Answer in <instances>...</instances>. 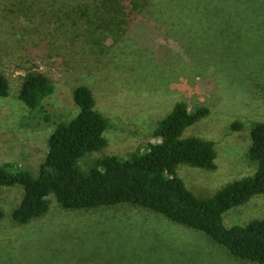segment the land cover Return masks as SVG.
Masks as SVG:
<instances>
[{
	"label": "rangeland",
	"instance_id": "rangeland-1",
	"mask_svg": "<svg viewBox=\"0 0 264 264\" xmlns=\"http://www.w3.org/2000/svg\"><path fill=\"white\" fill-rule=\"evenodd\" d=\"M140 2L144 16L133 11L122 29H100L90 20L100 0H0V73L10 93L0 98L1 165L38 176L47 157L54 127L38 125L19 100L26 75L36 70L56 88L47 104L58 120L78 114L74 91L83 86L112 123L107 147L80 161L83 172L104 157L129 160L149 143L159 144L158 122L184 102L190 110L210 109L188 135L214 142L218 154L214 171L181 165L178 176L186 186L211 198L255 175L247 154L252 128L264 123V0H254L256 10L239 8L245 12L236 39L217 35L215 17L209 21L213 0ZM196 6L201 15L190 22ZM254 11L259 17L247 18ZM235 122L242 124L240 131L232 129ZM23 196L20 185L0 186L6 214L0 264H251L233 259L199 232L132 205L68 211L52 196L47 215L18 225L12 211ZM224 218L228 227L264 219V195Z\"/></svg>",
	"mask_w": 264,
	"mask_h": 264
},
{
	"label": "trees",
	"instance_id": "trees-1",
	"mask_svg": "<svg viewBox=\"0 0 264 264\" xmlns=\"http://www.w3.org/2000/svg\"><path fill=\"white\" fill-rule=\"evenodd\" d=\"M234 1L241 4L235 8ZM243 1L213 0L209 21L215 17L217 35L228 34L233 39L240 36L236 35L243 29V26L237 27L243 22L239 15L245 11L239 8L256 10L252 6L254 0ZM141 9L140 0H100L95 19L90 20L100 29H122L132 19L133 11L140 14ZM200 15L201 7L196 6L189 21L198 20ZM256 17L259 16L255 11L247 13V18ZM248 27L245 25L244 29ZM262 47L263 43H258V49ZM55 92L48 77L36 70L26 75L20 91L19 100L31 111L33 121L40 126L54 127V131L38 176L14 164H0V186L20 185L24 189L20 205L12 211L14 223L28 225L47 215L52 196L68 211L132 205L207 236L239 262L264 264V219L247 226L228 227L224 218L226 213L264 195V123L256 124L250 133L247 158L257 166L255 175L229 184L214 197L200 198L179 178L178 169L181 165L207 171L217 169L215 143L188 135L209 117V108L190 110L184 102L176 104L154 130V137L161 141L159 144L149 143L145 151L134 153L129 160L104 157L83 172L80 161L107 147L106 134L112 123L97 110L93 92L83 86L74 91L78 114L70 121L58 120L47 104ZM9 96L8 81L0 73V98ZM241 128L239 122L232 125L234 131ZM5 216L0 207V222Z\"/></svg>",
	"mask_w": 264,
	"mask_h": 264
}]
</instances>
